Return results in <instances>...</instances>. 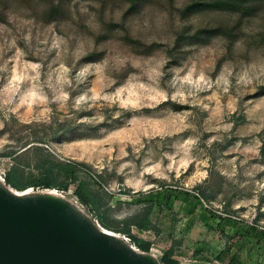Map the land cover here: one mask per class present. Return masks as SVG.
Masks as SVG:
<instances>
[{"label": "rangeland", "instance_id": "374dc122", "mask_svg": "<svg viewBox=\"0 0 264 264\" xmlns=\"http://www.w3.org/2000/svg\"><path fill=\"white\" fill-rule=\"evenodd\" d=\"M188 1L150 0L124 17L127 0H71L49 19L42 2L13 0L0 13V175L14 157L30 163L38 145L85 165L77 178L95 208L80 209L112 233L127 238L126 223L151 207L149 229H129L157 259L173 249L178 264H264V240L245 238L248 226L264 230V7L235 46L214 38L167 71L163 47L142 55L124 41L170 44ZM232 22L189 19L194 28ZM96 42L102 59L80 63Z\"/></svg>", "mask_w": 264, "mask_h": 264}, {"label": "trees", "instance_id": "16d2710c", "mask_svg": "<svg viewBox=\"0 0 264 264\" xmlns=\"http://www.w3.org/2000/svg\"><path fill=\"white\" fill-rule=\"evenodd\" d=\"M34 2H42L46 6L45 14L49 19L57 17L62 13L66 12V6L71 0H28ZM150 0H127L129 3L128 9L123 14L127 17L131 13H136L143 6H145ZM174 0H168L169 4L172 5ZM13 0H0V13L6 12L10 8V4ZM264 7V0H189L183 7L177 9L178 19L180 25L173 32V38L170 44L159 45V44H144L138 40H132L128 35L125 36L126 43H128L136 53L142 55H149L157 49L164 48L166 65L164 70H171L173 67L180 66L186 59L188 51L192 47L207 45L214 38H223L230 47L235 46L240 39L243 37V22L257 16ZM202 14H224L233 19L231 24H219L215 26H201L194 28L190 23L189 19L202 15ZM120 27H123L122 25ZM122 29V28H121ZM97 42L95 49L83 57L80 63L91 64L99 62L102 58L103 53L97 49ZM219 67V66H218ZM258 95L264 96V86L259 89ZM13 121V120H12ZM63 128H58V131H62ZM44 139H38L33 143L42 144ZM33 147V148H32ZM30 147L32 151V159L30 163L26 165L20 164L13 158V165L5 174L4 184L10 186L12 189L23 192L29 188H32L34 192L44 190H56L59 192H67L71 184H77L73 196L76 197L79 207L85 208L88 213L92 214L95 208V199L89 191L88 183L82 180H78L77 173L80 171V167L84 164L70 162H63L52 154L47 152L44 148L34 145ZM27 149L26 151H28ZM25 152V151H24ZM13 153H10L12 156ZM33 164V171L25 173V169H29ZM94 184L99 185L95 180L92 181ZM177 194H184L186 197H191L194 201L199 203L197 196H191L188 193L178 192ZM160 195V194H158ZM137 203H141L139 200ZM155 200L150 201L153 205ZM149 211L145 215L144 219L136 221L135 219L131 222L126 223L123 234L127 235L130 240V244H133L140 252L150 253L151 243L143 241L136 236L130 234L129 227L136 226L139 231L149 229ZM207 211V210H206ZM211 218H217L221 222H224L227 226H237L239 223L231 218H221L216 214H210ZM100 226L107 230H112L109 226L104 223L101 216L97 218ZM246 240L252 238L256 242L264 240V230L258 229L256 225L248 226L245 232ZM229 251V248L220 252L216 259L220 260L221 256ZM173 249L167 250L159 259L160 264H178L176 260L171 259L173 255ZM151 254V253H150ZM231 264H241L236 256L231 259Z\"/></svg>", "mask_w": 264, "mask_h": 264}, {"label": "water", "instance_id": "95a60500", "mask_svg": "<svg viewBox=\"0 0 264 264\" xmlns=\"http://www.w3.org/2000/svg\"><path fill=\"white\" fill-rule=\"evenodd\" d=\"M0 181V264H160L72 201Z\"/></svg>", "mask_w": 264, "mask_h": 264}, {"label": "built area", "instance_id": "2783aa9c", "mask_svg": "<svg viewBox=\"0 0 264 264\" xmlns=\"http://www.w3.org/2000/svg\"><path fill=\"white\" fill-rule=\"evenodd\" d=\"M4 178H5V176L4 175H0V181L1 182H4ZM46 191H48V192H50V193H52V194H55V195H58V196H61V197H63V198H66V199H68V196H69V194H67V192H59V191H56V190H46ZM72 196H73V193H72ZM75 199H74V201H72V200H70V201H72L73 203H75V204H77V199H76V197H74ZM69 200V199H68ZM78 205V204H77ZM79 206V205H78ZM117 235V234H116ZM122 238H124V240L126 241V242H128L129 244H130V242H129V239H127V238H125V237H122ZM136 250H138L133 244H131ZM152 254V253H151Z\"/></svg>", "mask_w": 264, "mask_h": 264}, {"label": "bare ground", "instance_id": "6f19581e", "mask_svg": "<svg viewBox=\"0 0 264 264\" xmlns=\"http://www.w3.org/2000/svg\"><path fill=\"white\" fill-rule=\"evenodd\" d=\"M27 192H30V190H28Z\"/></svg>", "mask_w": 264, "mask_h": 264}]
</instances>
